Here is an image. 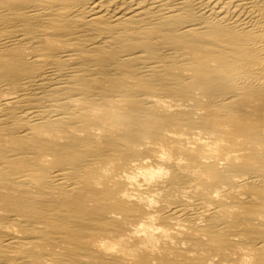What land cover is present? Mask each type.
Here are the masks:
<instances>
[{
  "label": "bare ground",
  "instance_id": "obj_1",
  "mask_svg": "<svg viewBox=\"0 0 264 264\" xmlns=\"http://www.w3.org/2000/svg\"><path fill=\"white\" fill-rule=\"evenodd\" d=\"M264 264V0H0V264Z\"/></svg>",
  "mask_w": 264,
  "mask_h": 264
},
{
  "label": "rangeland",
  "instance_id": "obj_2",
  "mask_svg": "<svg viewBox=\"0 0 264 264\" xmlns=\"http://www.w3.org/2000/svg\"><path fill=\"white\" fill-rule=\"evenodd\" d=\"M50 261V260H49ZM51 263L50 264H55V263H53L52 261H50Z\"/></svg>",
  "mask_w": 264,
  "mask_h": 264
}]
</instances>
